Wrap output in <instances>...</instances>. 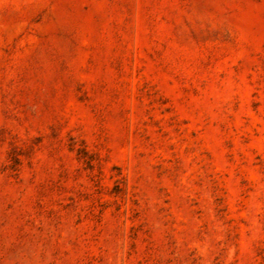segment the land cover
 Masks as SVG:
<instances>
[{
    "label": "rangeland",
    "instance_id": "1",
    "mask_svg": "<svg viewBox=\"0 0 264 264\" xmlns=\"http://www.w3.org/2000/svg\"><path fill=\"white\" fill-rule=\"evenodd\" d=\"M0 264H264V0H0Z\"/></svg>",
    "mask_w": 264,
    "mask_h": 264
}]
</instances>
